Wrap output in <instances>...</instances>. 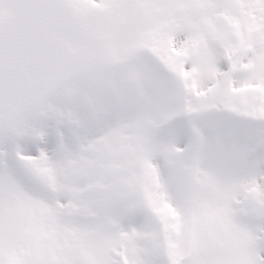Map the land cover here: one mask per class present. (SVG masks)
<instances>
[{
	"label": "snow or ice",
	"instance_id": "1",
	"mask_svg": "<svg viewBox=\"0 0 264 264\" xmlns=\"http://www.w3.org/2000/svg\"><path fill=\"white\" fill-rule=\"evenodd\" d=\"M0 264H264V0H0Z\"/></svg>",
	"mask_w": 264,
	"mask_h": 264
}]
</instances>
